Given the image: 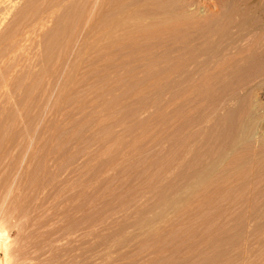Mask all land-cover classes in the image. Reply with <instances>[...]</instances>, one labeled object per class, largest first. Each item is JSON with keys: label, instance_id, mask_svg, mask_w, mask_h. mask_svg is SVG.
<instances>
[{"label": "rangeland", "instance_id": "374dc122", "mask_svg": "<svg viewBox=\"0 0 264 264\" xmlns=\"http://www.w3.org/2000/svg\"><path fill=\"white\" fill-rule=\"evenodd\" d=\"M156 7L247 11L255 58L159 96L96 0H0V264H264V0Z\"/></svg>", "mask_w": 264, "mask_h": 264}, {"label": "bare ground", "instance_id": "6f19581e", "mask_svg": "<svg viewBox=\"0 0 264 264\" xmlns=\"http://www.w3.org/2000/svg\"><path fill=\"white\" fill-rule=\"evenodd\" d=\"M157 1L119 0L101 13V4L96 0V31L98 40L106 42V52L145 54L148 63L143 64L141 71L151 75L153 81L150 85L158 87L159 96L168 89L189 83L198 74L242 69L251 56L255 58L251 46L255 44L253 37L256 28L250 24L247 11L236 13L238 20H235V12L230 11L214 28L209 29L205 28V23L211 19L201 16L200 7L176 13L158 11ZM231 29H234V33ZM197 30L200 37L190 39L191 32ZM247 37H252V45L243 47L242 43ZM151 41L159 42L161 46L170 44L172 51L169 57H160L159 47L150 46L146 50L138 47L140 42ZM245 52L251 53V56L245 57ZM262 84L264 80L257 86Z\"/></svg>", "mask_w": 264, "mask_h": 264}]
</instances>
